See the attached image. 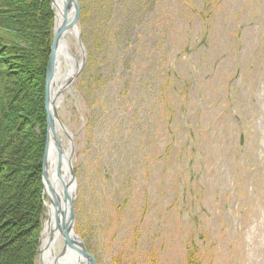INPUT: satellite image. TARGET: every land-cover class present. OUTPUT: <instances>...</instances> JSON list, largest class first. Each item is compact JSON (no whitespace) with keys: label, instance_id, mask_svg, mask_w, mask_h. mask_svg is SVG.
<instances>
[{"label":"rangeland","instance_id":"rangeland-1","mask_svg":"<svg viewBox=\"0 0 264 264\" xmlns=\"http://www.w3.org/2000/svg\"><path fill=\"white\" fill-rule=\"evenodd\" d=\"M79 1L58 115L93 264H264V0Z\"/></svg>","mask_w":264,"mask_h":264},{"label":"trees","instance_id":"trees-1","mask_svg":"<svg viewBox=\"0 0 264 264\" xmlns=\"http://www.w3.org/2000/svg\"><path fill=\"white\" fill-rule=\"evenodd\" d=\"M53 23L49 0H0V264H35L38 256ZM80 41L86 48L82 34Z\"/></svg>","mask_w":264,"mask_h":264},{"label":"water","instance_id":"water-1","mask_svg":"<svg viewBox=\"0 0 264 264\" xmlns=\"http://www.w3.org/2000/svg\"><path fill=\"white\" fill-rule=\"evenodd\" d=\"M51 8H54L60 13L58 21L54 13V27L53 40L50 48V56L46 68L45 78V98L44 108L46 113V136L45 148L42 158V185L43 194L47 201L53 208V227L62 238L63 247L58 255H55L52 249V232H49L48 240L42 248L43 229L41 232L38 253L40 264H45L44 254L50 253L53 262H57L64 258L67 251H72L78 256L83 264H93V259L86 251L81 239L74 231V201L76 195V180L74 174V166L72 162L73 157V142L72 135L69 133L67 127L60 121L58 115L59 104L61 103L62 93L68 90L73 84L74 80L81 73L85 65V51L81 45L78 34V22L80 16V9L77 0H60V7L58 8L55 0H49ZM54 6V7H53ZM55 10V11H56ZM68 33H72L78 41V46L82 54L81 63H76L73 54L69 53L65 37ZM60 50H65L73 59L74 71L65 80L63 85H57V55ZM63 133L68 140L67 150H64L58 137V133ZM49 149H52L55 154V170L56 177L61 181L62 196L59 198L53 190L49 179V163L48 155ZM65 168L67 182L64 183L61 179L62 168Z\"/></svg>","mask_w":264,"mask_h":264},{"label":"bare ground","instance_id":"bare-ground-1","mask_svg":"<svg viewBox=\"0 0 264 264\" xmlns=\"http://www.w3.org/2000/svg\"><path fill=\"white\" fill-rule=\"evenodd\" d=\"M55 3L57 7H60V0H55ZM54 7V6H53ZM55 9V7H54ZM56 10V9H55ZM60 16V13L56 10L55 11V18L58 21ZM72 34V33H68ZM72 57H70L69 53L66 52L65 50H60L58 55H57V67H58V75H57V85H63L65 83V80L72 74L74 71V65L72 60ZM64 62L66 63V71L62 72L61 71V63ZM48 163H49V179L51 186L57 196L61 198L62 196V186H61V181H59L56 177V170H55V154L52 149H49V155H48ZM61 179L64 183L67 182V176H66V171L65 168H62L61 171ZM46 207L48 210V220L44 224V229H43V239H42V248L44 247L45 243L48 240L49 232H52V249L55 251V245L58 243L60 240V235L59 233L54 230L53 227V208L51 207L50 203L47 201L46 202ZM68 253L64 258L60 259L57 264H83L81 259L76 256L72 251H67ZM55 253V252H54ZM50 253H45L44 254V259L45 263L50 264V262H53L52 257H50ZM56 255V253H55ZM50 258V259H49Z\"/></svg>","mask_w":264,"mask_h":264}]
</instances>
